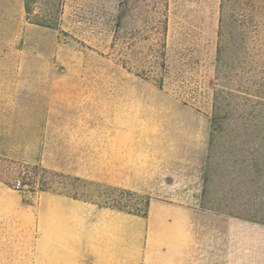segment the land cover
Instances as JSON below:
<instances>
[{
	"label": "crops",
	"instance_id": "0c3cea01",
	"mask_svg": "<svg viewBox=\"0 0 264 264\" xmlns=\"http://www.w3.org/2000/svg\"><path fill=\"white\" fill-rule=\"evenodd\" d=\"M24 16L25 0H0V24ZM0 57V156L150 197L142 216L53 190L28 199L0 177V249L16 229L32 264H264L263 224L200 205L202 116L194 113L203 123L190 135L195 156L180 163L187 132L165 129L130 92L103 95L98 81L69 76L44 81L38 97L16 74L35 65H15V48Z\"/></svg>",
	"mask_w": 264,
	"mask_h": 264
},
{
	"label": "rangeland",
	"instance_id": "374dc122",
	"mask_svg": "<svg viewBox=\"0 0 264 264\" xmlns=\"http://www.w3.org/2000/svg\"><path fill=\"white\" fill-rule=\"evenodd\" d=\"M27 2L33 19L53 27L31 23L26 15L15 25L0 24V49L15 48V65H35L16 73L20 81L30 84V91L35 85V96L37 92L38 97L47 95L44 81L69 76L98 81L101 94L130 92L141 101L143 111L163 120L165 129L187 132V142L179 141L175 149L182 152L184 145L189 147L187 158L178 159L180 163L189 162L196 153L190 135L203 123L196 113L209 127L204 163L209 152L210 163H214L206 205L216 206L226 196L234 209H241L243 194L253 197V184L246 194L240 192L238 168L243 151L250 147L257 162L249 164L250 178L253 183L264 181V0H224V18L231 31L224 41L225 72L220 81L216 60L223 0ZM221 87L230 101L227 113L231 119L250 118L249 138L240 136L234 124L227 133L211 134L213 95ZM24 163L0 156V177L19 186L28 199L43 188L111 207L144 208L142 196L129 195L121 188ZM231 165L234 180L227 184L222 170ZM5 243L8 246L0 249V264H32L27 238L18 230Z\"/></svg>",
	"mask_w": 264,
	"mask_h": 264
},
{
	"label": "trees",
	"instance_id": "16d2710c",
	"mask_svg": "<svg viewBox=\"0 0 264 264\" xmlns=\"http://www.w3.org/2000/svg\"><path fill=\"white\" fill-rule=\"evenodd\" d=\"M224 0L221 3V10H220V20H219V30H218V45H217V60H216V79L218 81L221 80L222 77H224V52H223V47L224 43L226 42V36L229 31H231L230 28V23L226 21L224 18ZM32 10L28 6L27 0H25V15L27 21L31 23H35L41 26H47V27H53L52 24L39 20V19H33L31 17ZM225 41V42H224ZM243 46V45H241ZM159 87H162V84H158ZM230 106V101H227L225 98L224 90L223 87L217 89L214 91L213 95V103H212V114L210 117L211 121V134L212 133H227L228 131L232 130L230 129V125L234 124L233 129L237 130L239 132V135L242 137L249 138L251 136V120L248 117H239L237 119H231L230 115L227 113L228 112V107ZM243 138V139H244ZM209 146H212V138L209 141ZM209 147V148H210ZM250 147H247L248 151H243V155L241 156L240 160V166L238 168V183L240 186V192H246L249 190L250 186L253 184L255 185V192L253 191L252 195L253 197L247 196L244 198L243 194V199L242 202L240 203V208L241 209H234V207L231 205V203L228 201L229 197L224 196L223 202L219 203L216 206H207L206 205V197H207V191L209 189V182L212 180V177L210 175L212 166L214 163H210L211 160V154L210 152L207 155L206 162L204 165V175H203V191H202V197H201V202L200 205L201 207L210 209L214 212L217 213H225L231 216H235L247 221L251 222H256L264 225V181H261L259 183H253V180L250 178L251 176V165L250 163H257L255 158L253 157L252 150H249ZM264 163V159H263ZM37 167V165H35ZM255 170V169H254ZM234 169L232 165L228 168L225 166L222 170L224 174V180L227 184H231L232 180H234L233 172ZM6 183L10 184L9 182L5 181ZM259 182V181H258ZM11 185V184H10ZM13 186V185H12ZM17 189H20L19 186L15 185L14 186ZM231 189V186L229 187ZM39 190H47L43 188H39ZM128 192L129 195L133 196H142L144 198V208L140 210H130V209H125L122 207H116L122 210H125L126 212L129 213H135V214H141L142 216L146 215L147 212V206L150 200V197L141 194L129 189H123ZM22 191V190H21ZM24 193V192H23ZM248 195H250L248 193ZM28 200V199H25ZM238 207V208H239Z\"/></svg>",
	"mask_w": 264,
	"mask_h": 264
}]
</instances>
